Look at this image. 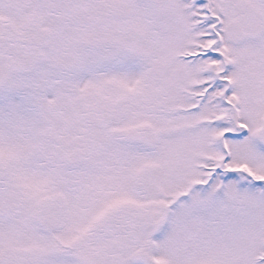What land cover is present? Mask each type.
<instances>
[{"label": "snow or ice", "instance_id": "obj_1", "mask_svg": "<svg viewBox=\"0 0 264 264\" xmlns=\"http://www.w3.org/2000/svg\"><path fill=\"white\" fill-rule=\"evenodd\" d=\"M0 264H264V0H0Z\"/></svg>", "mask_w": 264, "mask_h": 264}]
</instances>
